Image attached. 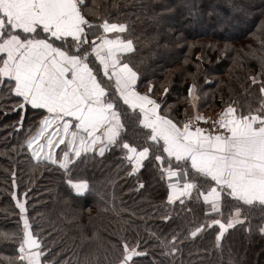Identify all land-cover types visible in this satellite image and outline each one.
<instances>
[{
    "label": "trees",
    "instance_id": "1",
    "mask_svg": "<svg viewBox=\"0 0 264 264\" xmlns=\"http://www.w3.org/2000/svg\"><path fill=\"white\" fill-rule=\"evenodd\" d=\"M81 6L89 22L126 26L112 33L132 41L123 59L139 74L137 91L155 99L160 113L177 124L190 88L197 111L231 104L247 115L264 102V0H83ZM21 102L8 83L0 84V264H27L19 251L21 197L42 264H119L125 242L138 253L129 264H264V205H243L242 222L217 240L219 229L209 226L200 195L210 185L200 181L169 201V159L162 141L159 153L147 141L138 110L117 98L124 125L119 144L103 155L82 153L66 172L27 151L45 111L19 108ZM124 142L138 149L152 145L136 171ZM157 154L164 159L156 160ZM171 167L182 165L171 159ZM69 178L88 188L77 193ZM221 205L220 219L227 224L238 205L226 194Z\"/></svg>",
    "mask_w": 264,
    "mask_h": 264
},
{
    "label": "snow or ice",
    "instance_id": "2",
    "mask_svg": "<svg viewBox=\"0 0 264 264\" xmlns=\"http://www.w3.org/2000/svg\"><path fill=\"white\" fill-rule=\"evenodd\" d=\"M82 3L83 0H0V84L8 83L11 92L22 99L19 108L31 105L47 113L35 135L26 141L33 156L58 164L67 172L74 158L82 153L96 150L103 155L107 148L118 145L124 127L118 98L128 108L140 110V124L149 130L147 141L154 142L158 153L162 141V151L170 164L164 170L167 176L184 172L183 188L169 184L173 190L169 201L177 193L188 194L200 181L210 185L209 191L200 195L205 203H210L211 212L222 211V194L231 197L238 206L227 225L220 219L209 224L219 225L221 233L242 222L243 205H264V102L247 115L238 114L228 105L214 121L223 130L215 134H206L200 127L193 130L192 121L180 127L158 111L161 105L155 99L137 91L139 74L123 59V54L132 50L131 40L101 35L88 47L85 25H91L81 13ZM101 27L105 34L126 30L124 24H110L107 20ZM260 91L264 93V87ZM194 119L205 118L198 115ZM49 128L54 129L53 133L45 135ZM41 137L46 143H38ZM64 143L68 151L57 159L55 148ZM151 147L149 144L138 149L123 143L133 171L149 155ZM45 148L49 150L41 156ZM171 158L182 167H171ZM163 159L156 155V160ZM69 184L77 193L88 188L85 181L74 183L71 178ZM17 207L24 219L20 259L27 264H42L40 244L30 233L23 215L25 205L18 202ZM203 227L196 228L191 235L195 236ZM123 249L119 264H129L138 254L137 248H130L125 242Z\"/></svg>",
    "mask_w": 264,
    "mask_h": 264
},
{
    "label": "built area",
    "instance_id": "3",
    "mask_svg": "<svg viewBox=\"0 0 264 264\" xmlns=\"http://www.w3.org/2000/svg\"><path fill=\"white\" fill-rule=\"evenodd\" d=\"M221 113V111L219 110V112H213L208 114L207 116H203L205 119L203 120H195L194 118L198 115H196V112L194 110V108L192 107V105H187L184 108V111L182 112V124L192 121V128L193 130L195 129V127H200L205 129V133H213L215 134L217 131H223L222 129H219V126L217 124H214V121H216L219 117V114ZM185 182V177H184V173L183 171H181V176L178 178H175V184H177L178 188H183ZM211 205L210 203H204L203 206V212L204 214L207 215L210 220H215V219H219L221 216V212H211L210 211Z\"/></svg>",
    "mask_w": 264,
    "mask_h": 264
},
{
    "label": "crops",
    "instance_id": "4",
    "mask_svg": "<svg viewBox=\"0 0 264 264\" xmlns=\"http://www.w3.org/2000/svg\"><path fill=\"white\" fill-rule=\"evenodd\" d=\"M81 13H82V15L85 17V15L83 14V12H82V6H81ZM85 19H86V17H85ZM90 25L91 26H88V25H85V32H86V34H87V40H88V42H89V44H88V47H90L91 46V44H92V42H93V40L96 38V37H99V36H101V35H107L108 37H110V38H114L115 36H120L119 34L118 35H116L115 33H112V32H109V33H104L103 32V28L101 27V25L102 24H100V23H93V22H90ZM113 34H115V35H113ZM95 58L93 57V60H94ZM96 66L98 67V62H96ZM100 75L101 76H103V72L101 71L100 72ZM143 94V93H142ZM145 94V93H144ZM191 99H192V101H195L196 100V95H195V93H191ZM43 111H45L44 109H42ZM135 110H138L139 112H140V110L137 108V109H135ZM159 111V110H158ZM45 115H47V113H46V111H45ZM142 117H141V114H140V119H141ZM180 127H183L182 125H181V123L180 124H178ZM58 139V138H57ZM55 141V140H54ZM48 150H46L45 152H47ZM166 154V153H165ZM43 155V154H42ZM41 155V156H42ZM166 157H167V154H166ZM60 158H62V154H61V157ZM168 158V157H167ZM169 159V158H168ZM172 160H175L174 158H171ZM189 166H190V164H189ZM184 173V172H183ZM178 176L180 177L181 176V171L178 173V175L177 176H174V177H166V181H167V184H168V196H169V193L171 192V191H173L172 189H170L169 188V184H175V178H178ZM214 183V182H213ZM181 196L177 193L176 194V196L174 197V199L173 200H176V199H178V198H180Z\"/></svg>",
    "mask_w": 264,
    "mask_h": 264
},
{
    "label": "rangeland",
    "instance_id": "5",
    "mask_svg": "<svg viewBox=\"0 0 264 264\" xmlns=\"http://www.w3.org/2000/svg\"><path fill=\"white\" fill-rule=\"evenodd\" d=\"M192 93H194V90H192ZM189 101H187L185 104H184V106H183V110H182V112L184 111V108L187 106V105H192V107L194 108V110H195V112H196V115H199V116H207L208 114H210V113H213V112H219V110L222 112L223 110H224V108L225 107H223V108H208V109H210V111H208V112H203V111H200V110H196L195 109V106H196V100L195 101H192V99L190 98V95H189ZM170 103L166 106V108L167 107H170ZM227 107V106H226ZM166 108H164V110L162 111V112H165V113H167L166 111H165V109ZM196 108H197V106H196ZM199 109V108H198ZM159 111L161 112V109H159ZM171 118L172 117H176L177 116V113H173V114H170L169 112L167 113ZM164 115V114H163ZM182 116V115H181ZM181 122H182V118H181ZM40 126V125H39ZM39 128V127H38ZM53 131H54V129L53 128H49L48 129V131H47V133L45 134V135H51L52 133H53ZM33 135H35V134H32L30 137H32ZM38 143H46V141H44V138L43 137H41V139H40V141H38ZM54 144L56 143V140L53 142ZM27 145V144H26ZM33 147L35 148V145H33ZM27 149V151L30 153V155L34 158V159H37V158H35L34 156H33V153H32V151L27 147L26 148ZM46 149L47 148H45L44 150H43V152H41V155L46 151ZM47 150H49V149H47ZM65 151H68V146H67V144L66 143H64V144H60L59 145V147H56L55 148V153H60V154H62V157H63V154H64V152ZM70 155H71V153H69ZM60 159V158H59ZM24 198L23 197H21L20 199H19V201L18 202H23L24 203V200H23Z\"/></svg>",
    "mask_w": 264,
    "mask_h": 264
},
{
    "label": "water",
    "instance_id": "6",
    "mask_svg": "<svg viewBox=\"0 0 264 264\" xmlns=\"http://www.w3.org/2000/svg\"><path fill=\"white\" fill-rule=\"evenodd\" d=\"M222 221V220H221ZM222 223H224L222 221ZM225 225H227L226 223H224ZM211 226H217L219 231H218V235H220V239L222 238L223 234L225 233V231L228 230V227L225 228V230L221 233V229H220V226L219 225H211ZM30 231V230H29ZM32 234V232H30ZM33 237H35L33 234H32ZM36 238V237H35ZM37 239V238H36ZM38 240V239H37ZM39 242V241H38ZM40 244V243H39ZM35 250V249H32V251Z\"/></svg>",
    "mask_w": 264,
    "mask_h": 264
}]
</instances>
